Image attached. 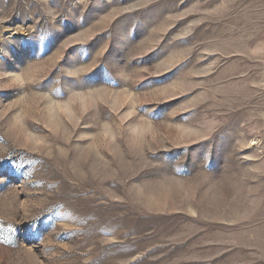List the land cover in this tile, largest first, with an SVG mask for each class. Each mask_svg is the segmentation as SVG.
<instances>
[{"label": "rangeland", "instance_id": "374dc122", "mask_svg": "<svg viewBox=\"0 0 264 264\" xmlns=\"http://www.w3.org/2000/svg\"><path fill=\"white\" fill-rule=\"evenodd\" d=\"M0 264H264V0H0Z\"/></svg>", "mask_w": 264, "mask_h": 264}]
</instances>
